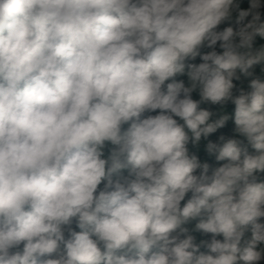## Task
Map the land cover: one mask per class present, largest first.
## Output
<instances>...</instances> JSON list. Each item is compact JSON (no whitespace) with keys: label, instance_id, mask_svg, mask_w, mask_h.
Here are the masks:
<instances>
[{"label":"clouds","instance_id":"clouds-1","mask_svg":"<svg viewBox=\"0 0 264 264\" xmlns=\"http://www.w3.org/2000/svg\"><path fill=\"white\" fill-rule=\"evenodd\" d=\"M0 264H264V0H0Z\"/></svg>","mask_w":264,"mask_h":264}]
</instances>
